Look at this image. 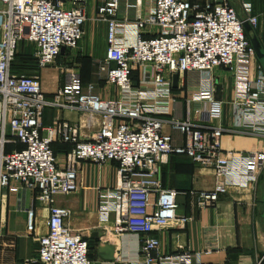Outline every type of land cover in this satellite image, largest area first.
I'll return each mask as SVG.
<instances>
[{"label":"built area","instance_id":"1","mask_svg":"<svg viewBox=\"0 0 264 264\" xmlns=\"http://www.w3.org/2000/svg\"><path fill=\"white\" fill-rule=\"evenodd\" d=\"M131 0H125L126 3ZM136 3L142 0H133ZM143 18H118L121 0H104L97 19L106 23L107 49L100 72L115 97L96 93V83L83 84L78 71L63 69L65 82L50 97L36 73H15L12 66L21 43L34 48L36 70L55 63L64 51L75 50L87 20L86 0H73L65 9L53 0H0V192L21 187L34 193L46 208V233L36 238L38 264H92L88 242L66 223L68 211L56 198L79 189L78 167L115 163L118 182L105 192L99 219L112 221V232L138 237L137 264H199L200 254L183 251L159 255L152 233L188 219L177 215V192L162 186L161 167L171 155H185L201 168L211 169L213 185L196 193V207L213 208L230 188L254 191L264 171V151H224V135H253L264 140V72L245 78L231 102L234 123L221 122L215 104L213 71L224 68L239 75L236 63L255 57L244 32L253 30L259 14L252 0H239L243 17L228 0H146ZM153 36L144 38L147 31ZM264 52V42H263ZM185 91L187 113L191 103L203 105L193 121L172 116V76ZM73 110L88 123L100 118L98 130L83 139L76 125L59 122L42 134L45 109ZM185 137L173 146L165 129ZM71 145L64 168H58L51 144ZM21 145L5 153L8 145ZM33 211L26 231L33 232ZM13 246V245H12ZM255 264H264V254Z\"/></svg>","mask_w":264,"mask_h":264},{"label":"crops","instance_id":"2","mask_svg":"<svg viewBox=\"0 0 264 264\" xmlns=\"http://www.w3.org/2000/svg\"><path fill=\"white\" fill-rule=\"evenodd\" d=\"M60 2L65 9L73 7V0H53ZM104 0H86L85 12L87 20L83 25V38L75 51L79 55H86L93 61L100 60V66L105 58L107 49L106 23L97 19V9ZM206 2L208 0H205ZM243 17L239 0H228ZM253 13L259 14V23L252 29L251 36H256L263 50L264 42V0H252ZM148 1L142 0L135 4L133 0L126 3L121 0L118 18H143L149 8ZM152 31L145 32L144 38L153 36ZM247 36V35H246ZM248 38V37H247ZM31 46V45H29ZM33 48V47H32ZM64 51L63 53H65ZM34 53V48H33ZM29 58V70L19 72H33L39 76L43 93L50 97L65 82L62 59L47 68L36 70L34 59ZM62 53V55H63ZM66 67V66H65ZM262 69L256 56L237 60L236 68L239 75L224 68L213 71L215 84L214 101L221 110V122L213 120V125L231 126L234 123L231 102L237 89L247 79H254ZM32 68V69H31ZM100 72V67H99ZM87 71V70H86ZM263 71V70H262ZM84 83H96V92L101 97H115L118 89L109 86L105 77L93 81L91 76L82 75ZM223 87L225 94L218 93V87ZM176 99L173 105L172 116L178 119L196 121L203 105L198 102L190 104L187 113L185 91L173 89ZM103 97V98H104ZM59 122L76 125L80 136L86 139L93 135L99 127L100 118L95 117L88 123L85 115L73 110L45 109L42 114V134L46 129L54 127ZM172 137L173 146H182L185 137L178 132L165 129ZM224 151H264V140L253 135H224L221 139ZM9 148H21V145H8ZM72 146L54 141L51 149L58 168H64L65 156ZM79 189L77 192L56 198V205L68 211L67 226L82 235L91 247L90 260L92 264H137V251L140 239L128 234L116 235L112 232V221L107 224L99 219V211L105 201V192L115 188L118 177L115 163H107L98 167L90 162H81L78 167ZM162 186L174 189L177 192V215L188 219L180 225H172L167 229L154 231L152 235L159 241V255H172L183 251L200 254L199 264H255L264 254V224L261 218L260 205L263 193L264 171L260 176L255 190L230 188L226 194L220 195L213 208L198 209L196 207V193L200 190H209L213 185V172L211 169L201 168L194 164L185 155H171L167 164L161 167ZM33 211L34 228L31 235L27 234L26 222L28 212ZM47 210L35 200L33 192L20 188L16 193L6 190L0 192V264H38L36 238L46 233ZM99 234L101 236H99ZM109 244L117 252L114 261H106L99 257L100 244ZM13 245V246H12Z\"/></svg>","mask_w":264,"mask_h":264},{"label":"rangeland","instance_id":"3","mask_svg":"<svg viewBox=\"0 0 264 264\" xmlns=\"http://www.w3.org/2000/svg\"><path fill=\"white\" fill-rule=\"evenodd\" d=\"M262 13H264V12H262ZM21 53L26 58H31L32 53H33L32 46L21 43V45L18 48V55H21ZM59 58H63L61 60L63 62L62 63L63 69H67V70L73 69L75 71L77 70L79 75H80V78H81V74L83 75V73H84V75H88V77L91 76V80L94 79L93 80L94 82L97 80H101L104 77V74L99 72V70H98L100 67V60L93 61L92 58H90L86 55H79V53H77L75 50L66 51ZM58 60H60V59H58ZM58 60L56 62H58ZM16 62L17 63L19 62L18 58H17ZM86 82H89V80ZM217 92L223 93L224 92L223 87H221V86L218 87ZM223 94H225V92ZM101 96H102V94H101ZM104 96L105 95H103V97ZM89 248H90L89 251H91L92 250L91 247H89ZM89 256H90V254H89Z\"/></svg>","mask_w":264,"mask_h":264},{"label":"water","instance_id":"4","mask_svg":"<svg viewBox=\"0 0 264 264\" xmlns=\"http://www.w3.org/2000/svg\"><path fill=\"white\" fill-rule=\"evenodd\" d=\"M208 2H210V0H208ZM243 29L254 50L255 56L264 72V52L261 48L260 42L256 36L250 35L252 33V28L246 22L243 23ZM172 88L177 89V75L175 74L172 76ZM259 203L262 206L261 218L264 224V184H263V193ZM99 236L101 235L99 234ZM98 254L99 257H101L103 260L106 261H114L117 258V252L115 251L114 247L109 244H103V243L100 244L98 247Z\"/></svg>","mask_w":264,"mask_h":264},{"label":"trees","instance_id":"5","mask_svg":"<svg viewBox=\"0 0 264 264\" xmlns=\"http://www.w3.org/2000/svg\"><path fill=\"white\" fill-rule=\"evenodd\" d=\"M19 56V57H18ZM17 58L19 59V62L17 63L16 62V60H17ZM30 59L29 58H26L22 53H21V55H18L17 54V56H16V59H15V62H14V64H13V66H12V70H13V72H15V73H23V72H19L18 70L20 69V70H22V69H26V68H28L27 70H29L30 69V67L31 66H29L28 65V63L30 62L29 61ZM28 62V63H27ZM34 68L33 69H36L35 68V66H33ZM32 69V68H31ZM24 75H30V74H33V72H30V73H27V72H25V73H23ZM81 81H82V83L83 84H86V83H84V81L82 80V74H81ZM87 83H89V82H87ZM13 149H20V148H9L8 146H6V148H5V153H9V152H11ZM88 248H89V245H88ZM89 250H90V248H89ZM89 255V254H88ZM89 258H90V256H89Z\"/></svg>","mask_w":264,"mask_h":264}]
</instances>
